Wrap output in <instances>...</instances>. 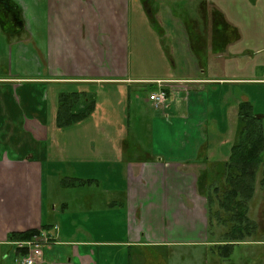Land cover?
Here are the masks:
<instances>
[{
    "label": "crops",
    "instance_id": "0c3cea01",
    "mask_svg": "<svg viewBox=\"0 0 264 264\" xmlns=\"http://www.w3.org/2000/svg\"><path fill=\"white\" fill-rule=\"evenodd\" d=\"M203 1L220 9L239 37L211 20L192 41L183 27L170 31L181 62L152 76L130 75L127 50L148 42L129 25L133 0L0 1V264H15V243L31 238L12 237L30 231L51 238L42 264H119L107 248L209 241L208 197L228 173L237 125L246 124L250 98L241 89L264 83L229 77L226 62L264 53V0ZM223 2L236 3L241 21ZM106 12L114 19L102 18ZM84 24L109 26L108 33L92 36ZM220 86L241 91L219 97ZM160 88L168 93L167 117L149 99ZM64 93L80 98L62 111ZM88 104L89 115L72 117ZM131 125H149L144 140L131 137ZM243 243L235 246L249 245Z\"/></svg>",
    "mask_w": 264,
    "mask_h": 264
},
{
    "label": "rangeland",
    "instance_id": "374dc122",
    "mask_svg": "<svg viewBox=\"0 0 264 264\" xmlns=\"http://www.w3.org/2000/svg\"><path fill=\"white\" fill-rule=\"evenodd\" d=\"M144 1L146 2L147 0H136L135 3L133 0L129 7V15L127 19L129 20L130 27L133 29L134 35L136 32L141 31V33H145L144 36L148 37V42L145 46H140L139 49H134L135 45L131 44V47L127 50V54L132 60L130 61V75L152 76L164 73L167 68L172 72L173 63L174 67L178 68L181 61L179 58V51L173 49L175 41L173 45H171L172 39L170 37L172 36L168 35V33L170 31H176L179 27H183L188 33V35L186 34V40L188 36V40L190 37V40L192 41L194 30L196 29V32H198L197 28L205 26V19L200 12V0H155L154 2L149 3L151 9L150 12L144 5ZM222 6L234 19L241 21L242 17L237 13L236 3L230 4L223 2ZM153 11L158 13L153 16ZM101 17L106 20H113L114 14L106 12ZM260 23L264 26V18L261 17ZM87 28L89 29V34L91 32L92 36L97 35V37H100L103 33H106L105 35H107L109 26L95 27L96 31H94L90 25L88 26V24H84L83 30H86ZM133 37L134 36H132V39ZM140 37L141 36L138 34V39ZM156 37L158 39H156ZM117 47L119 48V45ZM242 47L244 48L242 45L234 50L241 52L243 50ZM168 48H170L173 55V61L170 58L169 51H167ZM186 50L188 52L186 55L188 56V59L191 60L192 48L189 50L186 46ZM114 52L118 54L120 53L119 50H113L110 54L112 55ZM92 53L95 57L98 56L97 51H93ZM153 56H155L154 59ZM260 56V58L258 55L253 57L246 52V59L238 57L227 58L228 61L226 62V67L230 71L229 73L227 72L228 76H252L264 78V53L260 54ZM137 57L142 58L143 60L138 62L136 61L138 60ZM151 61L156 62V65ZM216 74L220 75L221 73L217 71ZM245 87L246 88H242L241 90L247 91L250 98V104L252 105L254 102L255 105L256 112L253 116H255L256 113L257 115L261 113L262 115L259 121L263 122L264 83L254 85L249 84L245 85ZM231 89L234 94L241 91H237L236 86H220L218 90L216 89L217 95L222 97ZM63 90L65 91L67 89L63 88ZM166 108H158V110H162L161 113L165 117L168 116V113L165 110ZM261 126L264 128V125ZM131 130L132 138L144 140L145 134H148L149 125H131ZM226 132L231 133L230 130H226L225 133ZM257 180L253 198L248 202L249 228L246 231L247 235H245L244 240H247L250 244L230 248V254L226 258H224L225 254H223V250L221 253L217 247H211V242H217L219 239L218 235L224 230L222 228L219 229V227L215 228L213 231L210 227L209 241L202 247L193 246L175 249L162 247H152L149 249L146 247L143 249H133L131 251L115 247V249L107 248L110 250L108 252L113 256L115 255L113 259L119 264H125V261H129V259V264H264V187L260 185L261 175L258 176ZM227 229L229 232L230 229L228 227ZM228 238L231 239V236L228 235ZM125 252L127 253L124 257Z\"/></svg>",
    "mask_w": 264,
    "mask_h": 264
},
{
    "label": "trees",
    "instance_id": "16d2710c",
    "mask_svg": "<svg viewBox=\"0 0 264 264\" xmlns=\"http://www.w3.org/2000/svg\"><path fill=\"white\" fill-rule=\"evenodd\" d=\"M1 1V0H0ZM144 1V4L149 5ZM145 5V6H146ZM150 9V6H146ZM19 12V11H18ZM150 12V10H149ZM200 12L205 19V25L220 26L224 25L231 28L232 37L237 39L239 32L234 26L227 22L224 13L215 6L209 5L206 1L201 2ZM151 14V13H150ZM18 16V18H17ZM17 25L23 22L20 18V12L15 16ZM21 21V22H19ZM61 101L64 104L62 111L66 110L69 106L74 107V101L80 98L79 94H62ZM93 106L88 104L87 109L81 114H72V117H80V119L90 114ZM73 111V110H72ZM254 111L251 104L244 108L241 115L243 117L244 125H237L235 132V141L233 151L231 154L230 168L228 173H225L224 179H219V184L215 187V191L219 195V204L223 208V214L231 223L228 235L231 239H227L228 243L225 246L226 255L229 256L230 248L234 247V243L245 242V235L249 228L248 218V202L253 198L255 192L256 180L258 174L261 173L260 185L264 187V161L262 160V152L264 149V128L261 126L260 118L257 115L253 116ZM260 166L261 168L260 170ZM232 231V233H231ZM38 231H30L28 233L17 234L12 238L16 240H25L32 238ZM239 232V234H238Z\"/></svg>",
    "mask_w": 264,
    "mask_h": 264
},
{
    "label": "built area",
    "instance_id": "2783aa9c",
    "mask_svg": "<svg viewBox=\"0 0 264 264\" xmlns=\"http://www.w3.org/2000/svg\"><path fill=\"white\" fill-rule=\"evenodd\" d=\"M155 108H166L168 93L165 88H160L157 92L149 96ZM58 230V227H56ZM51 238L47 233L40 231L32 236L31 240L25 242H16L17 257L15 264H42L44 262V248L50 245Z\"/></svg>",
    "mask_w": 264,
    "mask_h": 264
},
{
    "label": "flooded vegetation",
    "instance_id": "af4514ba",
    "mask_svg": "<svg viewBox=\"0 0 264 264\" xmlns=\"http://www.w3.org/2000/svg\"><path fill=\"white\" fill-rule=\"evenodd\" d=\"M147 1H149V2H147L149 4L150 2H154L155 0H147ZM135 2H136V0H135ZM157 13L158 12L155 13L153 11L152 15L155 16ZM210 187H212V186H210ZM218 191L219 190L215 191V187L214 188L212 187V196L208 197V205H209V208H208V229H209V231L211 229L213 231L217 227H219V229L220 228L224 229L220 233V235H218V237H219L218 241L219 240L220 241L219 242L217 241V243H215L216 246L215 245L214 246L217 247L221 253L223 250V254H225L226 253L225 246L228 244L225 242L228 239L227 227L230 228L231 223L228 221L227 217L223 214V208L220 206V204H217V206L215 205V202H214L215 198H217V200H219V195L221 194V193L217 194L216 192H218ZM215 221H217V222H215ZM210 227H211V229H210ZM242 243L243 242L237 243V244H242ZM237 244H234V246ZM212 247H213V245H212ZM226 257H227V255L225 254L224 258H226ZM222 261H223V259H222Z\"/></svg>",
    "mask_w": 264,
    "mask_h": 264
}]
</instances>
